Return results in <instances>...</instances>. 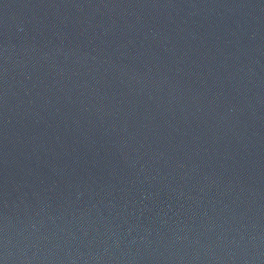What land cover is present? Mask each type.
Wrapping results in <instances>:
<instances>
[{
  "label": "water",
  "instance_id": "95a60500",
  "mask_svg": "<svg viewBox=\"0 0 264 264\" xmlns=\"http://www.w3.org/2000/svg\"><path fill=\"white\" fill-rule=\"evenodd\" d=\"M0 264H264V0H0Z\"/></svg>",
  "mask_w": 264,
  "mask_h": 264
}]
</instances>
